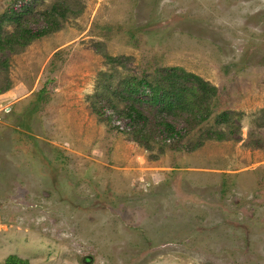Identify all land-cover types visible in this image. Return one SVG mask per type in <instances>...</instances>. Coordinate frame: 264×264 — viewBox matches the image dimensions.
Segmentation results:
<instances>
[{"label": "rangeland", "instance_id": "rangeland-1", "mask_svg": "<svg viewBox=\"0 0 264 264\" xmlns=\"http://www.w3.org/2000/svg\"><path fill=\"white\" fill-rule=\"evenodd\" d=\"M21 6L56 30L0 51V264H264V0H0V18ZM167 67L216 88L212 116L141 105L146 148L116 88Z\"/></svg>", "mask_w": 264, "mask_h": 264}, {"label": "trees", "instance_id": "trees-1", "mask_svg": "<svg viewBox=\"0 0 264 264\" xmlns=\"http://www.w3.org/2000/svg\"><path fill=\"white\" fill-rule=\"evenodd\" d=\"M28 10L25 6L13 8L0 18L2 22H10L15 25L14 32L5 37L0 36V51L5 52L13 46L24 48L31 42L48 36L56 30L46 17L47 24L36 29L23 24L22 19ZM56 21V20H55ZM56 25V24H55ZM155 81H147L142 76L140 79L132 77L125 80L116 89L120 91L122 99L127 102L125 113L134 130L131 135L133 140L148 148L150 129L147 116L142 113L139 106L147 105L159 113L172 114L176 112L186 114L190 121L201 125L212 116V102L217 96V90L199 76L188 73L179 67L158 69L154 73ZM149 94L146 99L144 97ZM227 113H220L215 117L217 122H225ZM159 127L164 140L181 137V130L177 125L168 121H160ZM206 133V132H205ZM207 139L221 140L224 135L218 131H208ZM5 264H29L27 261L16 257H9Z\"/></svg>", "mask_w": 264, "mask_h": 264}]
</instances>
